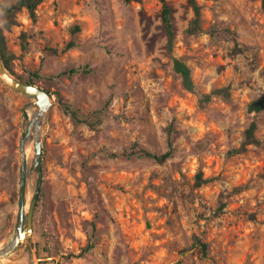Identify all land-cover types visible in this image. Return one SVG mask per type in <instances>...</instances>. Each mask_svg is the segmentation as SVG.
I'll use <instances>...</instances> for the list:
<instances>
[{
	"label": "rangeland",
	"instance_id": "rangeland-1",
	"mask_svg": "<svg viewBox=\"0 0 264 264\" xmlns=\"http://www.w3.org/2000/svg\"><path fill=\"white\" fill-rule=\"evenodd\" d=\"M197 2L202 30L193 35L188 0L169 5L173 55L197 93L229 87V98L204 107L172 70L158 0H43L35 20L22 10L3 31L13 72L52 104L40 128L33 234L0 264H40L37 242L43 264H264V110H247L264 95V11L259 0ZM30 103L0 82V248L14 231ZM65 107L101 120L77 123ZM252 120L259 143L232 155ZM170 149L162 163L107 155ZM29 180L28 208L37 172ZM194 236L208 244L205 256Z\"/></svg>",
	"mask_w": 264,
	"mask_h": 264
},
{
	"label": "trees",
	"instance_id": "trees-1",
	"mask_svg": "<svg viewBox=\"0 0 264 264\" xmlns=\"http://www.w3.org/2000/svg\"><path fill=\"white\" fill-rule=\"evenodd\" d=\"M125 3H140L142 4L143 0H123ZM161 4V18L163 27L165 29V32L167 34V49L168 54L171 59L172 63V70L173 72L180 78V82L182 87L187 90L188 92L198 94V103L199 106L204 107L208 103L211 102L212 98L214 96H223L225 98L230 97L229 87H222L213 89L209 93H197L196 85L194 83L192 72L189 67V65L181 58L176 57L173 55V47H174V31L170 19L171 9H170V0H158ZM260 6L262 10L264 11V0H259ZM43 2V0H16L15 3L5 6L0 3V56L3 61L4 66L6 69L16 76L18 79L30 83L35 84L31 79H25L21 76L16 75L12 68L10 67V61L5 56V41H4V35L3 31L5 29H10L13 25L16 24V15L21 12L22 10H26L29 17L33 20L37 17V8L38 6ZM188 5L191 7L193 11V18L191 19L189 26L187 28V33L189 35L197 34L201 32V6L198 4L197 0H188ZM74 44L70 43L68 47H73ZM71 72H75L74 70H71ZM247 110L249 113H259L264 110V95H261L260 97L254 99L248 104ZM65 111L71 116V118L76 121L77 123H85L91 127H94L97 121H100L101 118L98 116L94 119H92L90 116H82L78 112L71 110L67 107H65ZM257 122L255 120H252L248 127L244 131V140L241 143L239 148L233 149L230 153L232 155L240 154L246 151L247 147L249 145H256L259 143V140L256 136V130H257ZM109 157L116 158V157H124V158H131L133 156L143 157L147 159H153L157 162H164L168 158L172 157L173 151L170 149L169 151L157 155L154 153H151L147 150H131V151H124L122 153H107ZM206 180L203 179L202 173H198L196 176V182L195 184L197 186H200L202 183H204ZM39 200V198H38ZM39 201H37L36 207H38ZM35 207V208H36ZM35 210V209H34ZM193 246L197 247L201 253L202 256H205L208 249V244L204 241H202L198 236L193 237ZM36 249V254L40 260V264H43L44 262L42 259L44 258L42 255L43 248L41 246L40 242L35 243L34 245ZM93 247V244H89L87 246V251H89Z\"/></svg>",
	"mask_w": 264,
	"mask_h": 264
},
{
	"label": "water",
	"instance_id": "water-1",
	"mask_svg": "<svg viewBox=\"0 0 264 264\" xmlns=\"http://www.w3.org/2000/svg\"><path fill=\"white\" fill-rule=\"evenodd\" d=\"M0 82L6 87L21 93L31 99L29 108H33L34 113L29 118L26 110H24V120L27 123L26 132L21 142V174L18 184V199H17V215L12 236L8 242L0 248V259L7 257L14 252L17 248L27 244L33 234V213L36 207L41 185H42V172H41V155H42V140H41V123L44 115L49 110L52 104L51 94L35 85L24 82L13 74H11L3 64L0 56ZM30 138L33 140V164L29 169L26 163L24 154L25 141ZM37 172V181L34 188V194L30 202V208L25 214V191L27 186V179L31 172ZM26 217V223H25Z\"/></svg>",
	"mask_w": 264,
	"mask_h": 264
},
{
	"label": "bare ground",
	"instance_id": "bare-ground-1",
	"mask_svg": "<svg viewBox=\"0 0 264 264\" xmlns=\"http://www.w3.org/2000/svg\"><path fill=\"white\" fill-rule=\"evenodd\" d=\"M24 154H25V159H26V162L29 163V161L31 160L32 156H33V148L32 147H29V146H26L24 144ZM34 187V185L32 186L30 184V180L27 181V186H26V191H25V196H26V203H25V210L30 208V205H29V208H28V203H29V197H30V194L32 192V188Z\"/></svg>",
	"mask_w": 264,
	"mask_h": 264
}]
</instances>
